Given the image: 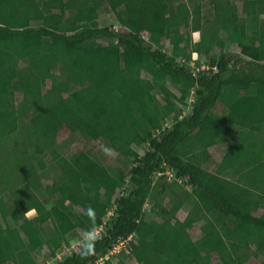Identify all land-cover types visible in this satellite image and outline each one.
I'll list each match as a JSON object with an SVG mask.
<instances>
[{"label": "trees", "instance_id": "1", "mask_svg": "<svg viewBox=\"0 0 264 264\" xmlns=\"http://www.w3.org/2000/svg\"><path fill=\"white\" fill-rule=\"evenodd\" d=\"M179 1L0 0V264H37L32 251L52 256L70 234H92L113 206L90 252L79 247L53 264L264 259V0H241V12L233 0H208L211 19L195 0L193 11ZM102 10L112 15L111 26H99ZM194 32L201 33L197 42ZM91 43L93 52L84 55ZM164 43L171 56L157 48ZM227 43L239 47L246 64L225 51ZM211 52L209 70H201L202 60L190 64L192 53ZM169 84L178 86L183 104L192 90L197 97L191 113L178 110L161 130L165 109L157 94L177 108L165 96ZM29 114L26 140L18 134ZM63 128L107 143L117 157L108 162L96 146L65 157L56 148ZM228 140L210 171L209 149ZM165 169L190 190L171 209L147 213L145 200L166 191L155 179ZM241 187L246 192L238 196ZM248 199L255 203L243 206ZM186 204L189 214L180 220ZM28 210L35 215L27 217ZM203 220L194 240L190 229ZM128 239L131 253H111Z\"/></svg>", "mask_w": 264, "mask_h": 264}, {"label": "rangeland", "instance_id": "2", "mask_svg": "<svg viewBox=\"0 0 264 264\" xmlns=\"http://www.w3.org/2000/svg\"><path fill=\"white\" fill-rule=\"evenodd\" d=\"M194 2L196 4L201 5L203 16L205 18H208V19L212 18L214 11H213V8H212V6L208 0H195ZM232 2L236 3L239 6V10L241 12V7H242L241 0H233ZM184 4L186 6H188L191 11H193L194 5L191 4V2L189 0H181V1L176 3V5H180V6H183ZM250 6H253V3L251 1H250ZM70 14L71 13H68V15H70ZM112 22H113V18H112V15L110 14V12H106L105 10H102L100 12L99 26L100 27L111 26ZM200 36H201L200 32L192 33L193 42H197L200 39ZM97 42H100V40H98ZM94 44L91 43L86 48H83L82 53L84 55L91 54L93 52V49H94ZM157 48L165 51L167 55L171 56V51H170V48L168 46V43H164L160 46H157ZM225 51L230 52L233 56H236L238 64H240V65L246 64L245 59H243L242 55L240 54L239 47L235 43L234 44L227 43V47H226ZM215 52H220V50L216 49ZM212 55H213V52H211L210 54H204V55L199 54V56L197 54L194 55L195 57H197V61H198L199 65H200L201 60L203 61V63L201 62V66L204 65L205 68L201 69V70H209V68H210L209 58ZM47 57L53 58L52 55H47ZM192 58H193V53H192ZM8 60H11V59L8 57ZM25 65L26 64H24L22 62L20 64H18L19 68H23ZM92 68H93V66H89L90 70ZM57 70L60 74L59 67L57 68ZM61 80H62V77H59L58 81L60 82ZM18 84H19L18 79H16L14 84H13V90L15 92V98H16L15 99V107H18V104L21 101L22 95H23L22 91L18 87ZM49 87H50V82H47L46 88H49ZM70 89H73V87H71ZM167 89L169 91H171V93L173 95L170 93H167V94H165V96L167 95V98L171 102H173L177 106V108L176 107L175 108H173V107L169 108L167 106L166 101L163 99L162 95L157 94L161 104L163 105V108L165 109V118L162 122V127L160 128L161 130H163L165 128H170L173 125L174 116L176 115L178 110H182V113H180V116L181 115L185 116V115L191 113L192 104L197 97L195 91L192 90L190 92V94L188 95L187 103L183 104L180 101L181 91L179 90V88L176 84H169L167 86ZM263 98H264V96H263ZM31 117H32V115L29 114L28 117H26L24 122L21 124L20 132L18 134L20 137L26 138L25 134L30 130L29 127H30ZM155 138L151 141L152 143H155V141H156ZM233 138H234V136L231 137V139H233ZM26 140H27V138H26ZM20 145H21V142H20ZM102 145H107V143H104V142L101 143L100 142V143H98V145L94 144V143H90L82 135H75L73 137L72 134L68 131V129L63 128L58 135V143H57L56 148L65 157L70 158L73 156V153L78 149H86V150L89 149L90 150V148L92 146H96L102 151V147H101ZM229 145H230V140H228V142H224V143L220 144L217 147H213V148L209 149L210 150V160L206 164L207 169H209L210 171H215L217 165L221 161V159H222L224 153L226 152L227 148L229 147ZM148 147H149V144L144 148L138 149L139 155L142 156L146 152ZM102 153H103V151H102ZM116 157L117 156L115 153L113 155H106V159L108 162H114ZM42 158L44 159L46 164H48V166L49 165L51 166L52 157L49 153H46L45 155H43ZM165 170H166V172L164 171L162 174L158 173V175H156L155 179L157 181L161 182L163 188H165L166 191L164 193L163 191H161V189H159V190L156 189L157 185L153 186V188L156 189V195H155L156 197H155V199L147 198L145 200L144 209L147 213H149L154 206H158V208L157 207L155 208L156 210H160L159 207H161V206L166 207V209H171L173 203L175 201H178L182 197H184L185 193L189 192L188 190H190V187L186 186L184 181H182V183H180L181 185L178 186L177 184H178L179 178H176L175 174L172 171H170V169L169 170L165 169ZM243 176L248 177V173L247 172L244 173ZM47 180H48V183H51L52 182V176L49 175L47 177ZM245 192H246V189L244 187H241L240 190L238 191V196H243L245 194ZM8 202H9V200L6 199V203H8ZM253 203H255V200L248 199V200H245L242 203V205L248 206V205H251ZM49 206H50V204L48 205V207ZM189 211H190V206L188 204L183 205L182 209L179 211V213H177V218L180 220H184L187 217V215L189 214ZM113 213H114V206L110 209V212L108 213V215L104 219L103 225L99 229L93 231L91 234L92 236H101L103 234V232H104L103 228H104L105 222H107L109 220V218L113 216ZM256 214L260 215L261 211L257 212ZM34 215H35V212L33 215H26V216L31 218ZM208 217L210 218L211 215ZM151 218L158 219V216L153 214L151 216ZM204 222H205V220L200 221L197 224H195L192 229H190V234L194 240L202 237V235H203L202 226L204 225ZM50 227H51L50 224H46V230L48 232H49ZM88 241H89V235H86V234L83 235L82 233L77 234V232L72 233L68 236L67 241L61 242L62 243L61 246L59 247V249L56 251V253L54 255L51 256V254L45 249L43 256L39 255L36 251H32V256L35 259L34 260L35 263H37V264H53L56 261H59L60 258L63 257V255L71 254L73 251L77 250V248H79V247L84 248L85 244ZM128 243H129V239L121 241V242H119V244H116V246H117L116 249L117 250L118 249H121V250L126 249L129 253H131V250L128 247ZM218 260H219V256L215 255L213 257V261L217 262ZM128 263L129 264H137L135 260H130ZM222 264H227V263H222ZM246 264H264V259L262 257H260L258 259H252V260L246 262Z\"/></svg>", "mask_w": 264, "mask_h": 264}, {"label": "clouds", "instance_id": "3", "mask_svg": "<svg viewBox=\"0 0 264 264\" xmlns=\"http://www.w3.org/2000/svg\"><path fill=\"white\" fill-rule=\"evenodd\" d=\"M196 54L197 53H193V56L196 55ZM101 147H102V151H103V153L105 155H113L114 154L115 150L113 148H111V147H109L107 145H102ZM25 214L33 215L34 214V210H32V211L28 210L27 212H25ZM93 239H94V237L91 236V234H89V242L85 244V248H86L87 252H90L91 249H92V243L90 241L93 240Z\"/></svg>", "mask_w": 264, "mask_h": 264}, {"label": "built area", "instance_id": "4", "mask_svg": "<svg viewBox=\"0 0 264 264\" xmlns=\"http://www.w3.org/2000/svg\"><path fill=\"white\" fill-rule=\"evenodd\" d=\"M194 59H195V60H194ZM195 61H197V57L193 56V58H192V63H191V64L194 65V62H195ZM204 68H205V66H202V69H204ZM178 181H179V180H178ZM116 248H117V246H115L114 250L111 251L112 254H114L115 252H117V251L120 250V249L117 250ZM108 257H109V255H107V256L105 257V259H107ZM103 260H104V258H101V259H100V262H102Z\"/></svg>", "mask_w": 264, "mask_h": 264}]
</instances>
